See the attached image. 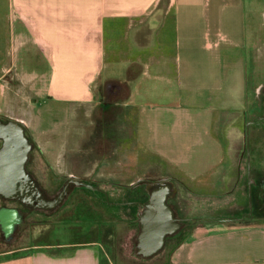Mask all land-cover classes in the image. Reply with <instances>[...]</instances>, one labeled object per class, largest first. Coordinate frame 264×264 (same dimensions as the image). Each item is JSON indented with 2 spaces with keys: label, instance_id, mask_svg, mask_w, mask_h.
<instances>
[{
  "label": "crops",
  "instance_id": "crops-1",
  "mask_svg": "<svg viewBox=\"0 0 264 264\" xmlns=\"http://www.w3.org/2000/svg\"><path fill=\"white\" fill-rule=\"evenodd\" d=\"M243 7V0H0V118L24 123L36 178L73 175L108 198L134 195L137 181L167 178L179 216L189 220L215 210L207 196H235L251 140L247 101L261 86L248 82L238 52ZM27 46L39 77L19 74L6 59ZM263 212L217 231L191 226L179 246L156 257L264 264ZM28 248L1 252L0 264H104L94 242L69 252Z\"/></svg>",
  "mask_w": 264,
  "mask_h": 264
},
{
  "label": "rangeland",
  "instance_id": "rangeland-1",
  "mask_svg": "<svg viewBox=\"0 0 264 264\" xmlns=\"http://www.w3.org/2000/svg\"><path fill=\"white\" fill-rule=\"evenodd\" d=\"M243 2L245 42L243 43V48H239L238 52H240L243 59L244 72L247 75L248 82L251 84L253 79L257 80L261 85L258 88L259 93H257L256 99L250 97L246 106L245 124L248 123V141L251 139L248 149L249 145H251L253 150L252 157L249 156L248 161L245 154L246 149L244 148V151L241 152V178L237 190L235 189L236 195L234 196V193H232L230 196L219 198L207 196L209 200H216L215 210L210 213L195 214L193 215L194 217H190L192 216L190 214L189 217L192 218V221L194 219H211L212 221L205 223L201 221L194 222V224L185 226L180 233L169 237L163 249V255H168L174 247L179 246L180 238L187 233V229L191 226L204 224L202 227L217 231L225 226H237L241 223L249 222L258 213L255 208L257 199L254 197L258 189L253 187L252 184L254 176L258 177L261 175L264 178V0H243ZM29 46L23 47L20 51L15 50L5 53L6 59L14 65L19 74L30 77V73L33 70L36 77H39L42 67L38 66L41 65L36 64L37 68L35 66L31 67L29 61L31 53L22 51L29 48ZM34 79L35 82H38L37 78ZM253 87L254 85H252ZM53 103L58 102L53 101ZM251 120L254 123L252 125L249 124ZM249 127L256 128L250 138ZM93 136H95V133H93ZM204 137L205 135L202 132L200 138ZM34 157L36 158L35 155ZM135 170H138L136 165ZM248 170L250 174H248ZM63 179L64 176L57 178L50 176L39 180V182L53 187ZM250 181L252 183L249 197L248 183ZM81 188L82 190L74 189L56 213L49 216L48 213L40 212L38 215L33 216L31 222L21 229L20 237L12 245H0V252L7 249L24 251L28 247L34 248V246L46 248L49 251L69 252L78 244L94 242L98 245L99 252L104 257V264H145V262L148 263L152 260L155 264L164 262L162 256L156 257L155 255L150 259L142 260L133 253L135 237L139 230L137 220L135 221V209L132 214L130 207L129 209L122 206L130 202L128 198L131 195L125 193L120 197L115 195L105 198L103 195L105 193L99 190L87 187ZM258 193L257 198H262L264 202V194L258 195ZM118 198L121 201H114L118 200ZM174 198H171L172 204L174 203ZM224 200H228V202L220 203ZM6 204L11 205L14 203L7 200ZM176 204L178 207L179 203L177 202ZM236 217H240L241 220H233ZM223 218L231 219L224 221L222 220Z\"/></svg>",
  "mask_w": 264,
  "mask_h": 264
},
{
  "label": "water",
  "instance_id": "water-1",
  "mask_svg": "<svg viewBox=\"0 0 264 264\" xmlns=\"http://www.w3.org/2000/svg\"><path fill=\"white\" fill-rule=\"evenodd\" d=\"M248 143V123L245 131ZM0 197L8 200H17L20 203L38 208H59L68 198L74 187L84 186L94 190L98 187L82 179L71 178L62 185L58 194L50 199L37 179L26 169L31 142L26 134L22 121L0 118ZM247 146V159L249 149ZM248 174L249 170H248ZM252 181V180H251ZM248 183L250 197L251 183ZM145 184L144 192L147 199L139 202L136 218L138 233L135 237L134 255L140 259H150L160 253L165 247L167 239L176 235L183 227L193 223L188 218L179 216L177 210L169 200L175 197L176 187L173 181L167 178L156 180H140L135 185ZM134 202V201H133ZM2 221L8 233H12L21 215L14 207H5L1 210ZM0 216V217H1ZM231 218H223L228 221ZM240 221V217L233 218Z\"/></svg>",
  "mask_w": 264,
  "mask_h": 264
},
{
  "label": "flooded vegetation",
  "instance_id": "flooded-vegetation-1",
  "mask_svg": "<svg viewBox=\"0 0 264 264\" xmlns=\"http://www.w3.org/2000/svg\"><path fill=\"white\" fill-rule=\"evenodd\" d=\"M1 118H3V117H1ZM3 119L5 120L6 118H3ZM26 134H27V136L30 139V142L32 144L31 149L29 150V153H28V160H27V163H26V169H27V171H29L36 178V175L31 170L32 161L35 160L34 155L36 156V154H37L36 153V149H35L36 147H35V143H34L32 137L29 135V133L27 132V130H26ZM1 145H2V140H0V147H1ZM71 178L82 179L83 181H85L87 183H90L91 182V184L94 185V183L92 181H88L87 179H83V178H80V177H73V175H69V176L66 175L64 177V179L59 184H56L53 187L46 186V185L40 183L39 182V179H37V178L36 179L40 183L41 187L45 190L47 196L50 199H52V198H54L58 194V192L60 191L62 185H64L65 183H68V181ZM135 183L133 184L134 186H130V188H133V189H131V191L134 190V193L135 194L133 195V194H130L129 193V195H131V196L128 195L129 196L128 201H130V202L122 205L123 207H126V208L127 207L129 208L130 207L131 208L130 211H131L132 214L134 213V209H135V213H136L137 207H138V203L139 202H144L147 199V195L144 192V188H145L146 185L145 184L135 185ZM81 187H84V186H81ZM261 187L262 188H260V192L259 193H261V192L264 191V185H262ZM73 190H74V188L72 189V191ZM99 191L105 193V191H103L100 188H99ZM103 195H104L105 198H108V196L106 195V193L103 194ZM7 200L8 199H3V198L0 197V201H1L0 202V216H1V210L3 208H5V207H14V208L17 209V213L19 215H21V220H20V222L18 224H16L15 230L12 233H8L7 232V229H6V225L2 221L3 218H2V216L0 217V245H5V246L12 245V243L15 242L20 237V231H21V229L24 226H26L29 222H31L33 216L38 215V213H40V212L48 213V215L50 216V215L56 213V211L59 210L61 208V206L64 204L63 203L57 209H55V208H38V207L35 208V207H31V206H26V205L20 203L17 200H9V201H12L14 204L7 205L6 204V201ZM118 201H121V200H118ZM173 201H174V203L172 205L177 210V204H176L177 203V200H176V198H174ZM169 202L171 203V199L169 200ZM136 220H137V218H136V214H135V221ZM183 229H184V227L178 233H180Z\"/></svg>",
  "mask_w": 264,
  "mask_h": 264
},
{
  "label": "trees",
  "instance_id": "trees-1",
  "mask_svg": "<svg viewBox=\"0 0 264 264\" xmlns=\"http://www.w3.org/2000/svg\"><path fill=\"white\" fill-rule=\"evenodd\" d=\"M260 178L261 179H263V180H260ZM258 180H256V179H254V182H253V184H252V186L253 187H255L256 189H258V187H259V185L262 183V182H264V178H263V176L262 177H260ZM252 194L254 195V193H253V191H252ZM255 199H257V193H255ZM255 201V200H254ZM259 200L257 199V203H256V201H255V208L257 209V210H259V211H264V208H260V203L261 202H258ZM262 201H263V199H262ZM261 212H259L258 213V215H256L257 217H259L260 215H261ZM264 213V212H263ZM194 222H198V221H201L202 223H205V222H211L212 220L211 219H200V220H193Z\"/></svg>",
  "mask_w": 264,
  "mask_h": 264
}]
</instances>
